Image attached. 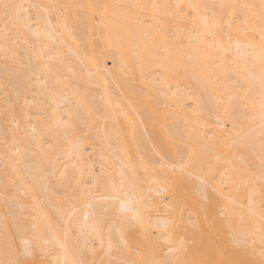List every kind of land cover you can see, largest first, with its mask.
Here are the masks:
<instances>
[{
	"label": "bare ground",
	"instance_id": "6f19581e",
	"mask_svg": "<svg viewBox=\"0 0 264 264\" xmlns=\"http://www.w3.org/2000/svg\"><path fill=\"white\" fill-rule=\"evenodd\" d=\"M264 264V0H0V264Z\"/></svg>",
	"mask_w": 264,
	"mask_h": 264
},
{
	"label": "snow or ice",
	"instance_id": "6c2138e0",
	"mask_svg": "<svg viewBox=\"0 0 264 264\" xmlns=\"http://www.w3.org/2000/svg\"><path fill=\"white\" fill-rule=\"evenodd\" d=\"M141 264H151V262L145 260V261H142Z\"/></svg>",
	"mask_w": 264,
	"mask_h": 264
}]
</instances>
